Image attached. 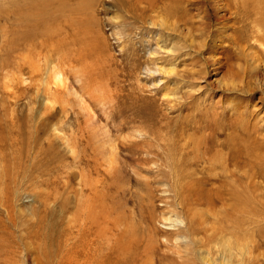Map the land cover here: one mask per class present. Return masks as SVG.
<instances>
[{"label": "rangeland", "instance_id": "rangeland-1", "mask_svg": "<svg viewBox=\"0 0 264 264\" xmlns=\"http://www.w3.org/2000/svg\"><path fill=\"white\" fill-rule=\"evenodd\" d=\"M79 1H49L51 7H57L51 13L55 17L51 26L57 27V33L53 32L46 45H43V36L38 35L32 38L33 42L21 39L14 47L10 43L14 28L12 16L2 20L0 13V264H96L103 259L101 244L99 249L92 244L83 250L82 242L78 244L74 239L75 245L72 240L69 251L66 244V233L72 230L77 234L76 227L85 222L86 210H91V215L95 216H91L92 225L87 221L82 227L87 245L96 240V229L108 238L106 247L122 240V231L126 230L134 234L132 241H136V249L131 248L130 251L141 257L138 264H169L163 255L173 256L178 263L188 261L194 264L197 257L195 249L188 252L190 254L184 251L187 243L190 244V238L183 229L187 213L179 200L177 180L185 174L184 181L187 182L194 181V178L197 182L198 177L203 180V189L214 191L216 188L225 189L227 186L224 184L227 185L226 181H230L231 176L238 177L234 172L248 169V166L241 167L245 161H241V155L239 158L234 156L235 159L230 156L227 137L231 134L238 146L239 141H246L252 149L258 141H264V122L259 124L262 113L258 101L260 93L255 91L250 96H243L235 92L238 99L233 92L227 91L225 96L224 91L211 87L209 90L208 86H202L199 91L188 90L187 84L193 80L190 74L194 72L197 77V71L203 69V53L184 49L182 58L177 60L172 52L168 55L161 52L156 44L155 28L149 23L154 13L148 1L83 0L90 5L83 6L84 10H75L80 3L76 6L74 3ZM160 1L155 0L154 5ZM195 1L206 3V0H189L182 5L192 12ZM0 2H5L2 6L0 4V8L9 7L7 0ZM194 13L189 17L196 19ZM251 17L246 20L249 25L253 22ZM239 24H236L238 28L236 25L233 27L249 32V28ZM172 35L176 34L172 32ZM73 36L86 39L72 41ZM171 40L167 39V43H172ZM256 43L264 49V44ZM153 52L165 62L155 63ZM230 52L233 51L230 49ZM191 54L195 55L193 59H190ZM171 61L175 66L174 74L169 76L158 71L159 65L168 70ZM222 61L226 63L225 58ZM174 76L184 81L178 80L174 86L173 81L177 79ZM168 88L181 98H165L163 95ZM201 89L206 95L202 92L200 96L203 97L199 99ZM246 100H251V107ZM186 105L190 108L198 105L197 108L203 112L208 111V115L217 117L207 116L213 128L205 127L203 121L192 126V116L196 112L190 114ZM229 106L241 113L248 110V128L245 124L242 129L238 125L240 123L229 119L234 114ZM234 122L237 126L233 129L238 132L231 128ZM239 134H242V139ZM248 134H255L258 139L250 144L254 136H250L249 141ZM199 136L204 143L201 144ZM261 149L263 152L264 145ZM179 151L183 152V158H188L184 162L191 166L180 165ZM262 158L254 160L253 167H249L261 187L264 185ZM233 162L237 164L233 165ZM211 165L213 167H209ZM224 165L226 168L223 169ZM231 165L234 166L232 169ZM212 168L213 171L217 169L213 172ZM258 168L262 170H256ZM258 172L260 175H256ZM189 174L193 175V180ZM261 190L264 193V186ZM196 209L197 212L202 211L198 206ZM71 212L75 215L74 224L67 221ZM190 246L195 248L192 244Z\"/></svg>", "mask_w": 264, "mask_h": 264}, {"label": "bare ground", "instance_id": "bare-ground-1", "mask_svg": "<svg viewBox=\"0 0 264 264\" xmlns=\"http://www.w3.org/2000/svg\"><path fill=\"white\" fill-rule=\"evenodd\" d=\"M7 1H8L9 7H1L0 13L2 15L1 16L2 20L4 17H9V16L11 17L12 16L11 21L13 23L14 28L11 31V33L13 34V37L11 38L10 43H12V45L14 47H15V45H16L15 43L17 41H19L21 39L27 40V41H32V38L33 37L36 38L38 35L44 37V38L42 37V39L44 41L43 45H46L48 40H51V37H52L51 35H53V32H54V34L57 33V27L56 26L52 27L53 25L51 24V22L55 21L54 20L55 17L52 16L51 13H53L57 9V7H56V9L54 7H51L50 6L51 3L49 2L50 0H7ZM80 1L77 3H74L75 6L78 5V3H80V5L78 7L76 6V8H74L75 10L82 9L83 6L86 8L88 5H90L87 2H84L83 0H80ZM136 1L141 3L142 1H145V0H136ZM146 1H148L149 3L152 4V5H150L151 6L150 10L152 13H154V16L152 17L153 19L149 21V23L152 27L155 28L156 44H157V47L161 50V52H165L167 55L173 53L175 55L174 57H176L177 60L179 57L182 58V55L184 54L183 53L184 49H187V50L191 49L193 51H197V52L200 51L201 53H203V60H204V64H202L203 69L197 71V77H196V74H195V76L193 75L194 72H193V74H190L191 75L190 77L193 80H189L190 85L187 84V89L191 90V91L192 90L193 91H199L202 86H208V88L211 87V88L219 90L221 92L224 91V94L227 91L233 92L234 96H237V95H235V92H237L238 94L239 93L244 94L243 96H250L251 94H253L256 91V92L260 93V96H258V101L260 104L259 107L262 109V113L259 116V124L261 122H264V49H261L260 47H258L257 43H256V42H259V44L260 43L264 44V0H206V1H204L206 3H202V4L195 1L194 4L191 2L193 4V8H194V11H192V12L190 11L191 13L188 12V10L185 7H183V5H182L183 2H185V1L188 2L189 0H161V1L159 0L160 2H157L156 6L154 5L155 0H146ZM3 3H5V2H3ZM3 3L1 4V2H0L1 6L3 5ZM158 3H159V5H157ZM82 10H84V9H82ZM193 12H195L194 16L196 19H194V17H192V16L189 17ZM78 14H79V12H78ZM252 15L255 17L252 18L251 17ZM248 17H251L253 19V22H250V23H252L251 25H249V23H246V20ZM239 23H242V27L244 26L245 29L249 28V32H244V30H236L238 28L236 24H239ZM80 24H81V22H80ZM234 25H236L237 28L233 27ZM50 26H51V28H50ZM37 28H40V31H38L39 29L37 30ZM83 28H84V26H83ZM240 28L241 27L239 26V29ZM50 30H52V31H50ZM170 31H172L176 35H172V32L170 33ZM89 32H88V34H89ZM247 33H249V34H247ZM71 35H74V32H72ZM85 36H87V35H85ZM85 39H86V37H83V36H81L79 39H77L73 36L72 41H77V40L85 41ZM167 39H169V42H170V39H172L173 40V41L171 40L172 43L168 44ZM177 41L178 42L180 41V43L176 44ZM262 48H264V46ZM230 49L233 52H230ZM169 52H172V53H169ZM29 54L31 55V51L29 52ZM156 55H157L156 53H154V52L152 53L153 61L155 63L162 64V62L164 61L163 58L162 57L157 58ZM66 56H67V54H66ZM193 57H195V55L193 56V54H191L190 59H193ZM171 58H173V57L171 56ZM224 58H225L226 63H224L222 61ZM228 58L230 59V62L227 63ZM158 60H160V62ZM30 61H31V59H30ZM192 61L195 62V60H192ZM170 65L171 66L168 67V70L166 68H163L162 65H159L158 71H160L162 73L165 72L170 76L171 73L174 74V67H175L174 64L172 63V61H171ZM187 65H189V63ZM47 66H49L48 63H47ZM193 66L196 67V65H192V67ZM180 70H181V67H180ZM221 73H222V75H220ZM175 75H177V74L175 73ZM220 76H222V78H220ZM181 77L184 78L183 75ZM223 77H227V78L224 79ZM172 78H170V80ZM183 78H181V79H183ZM198 78H200V80H201L200 82H202L203 84H200V82L197 83L198 80L195 81ZM181 79L179 80V78L177 77V79H175L173 81L174 86H175L176 82H178V80H179V82L182 81ZM183 81H184V79H183ZM46 83L47 82L45 80L44 86ZM178 87H179V85H178ZM211 88H209V90ZM174 89H175V87L173 88V90ZM179 89H182V88H179ZM175 90L177 92L178 89H175ZM205 90H208V89L205 88ZM176 92H174V91L171 92V90L168 88L163 96H165V98H167V99L172 98V100H177V97H180V96ZM202 92L203 91L201 89V91L199 92V95H198L199 99H200V97H203V96H200V94H202ZM233 93L231 94V96L233 95ZM189 94H190V91H189ZM203 94H204V92H203ZM205 95L206 94H204V96ZM186 96H188V95H186ZM225 96H226V94H225ZM227 96H228L227 98H229V94ZM209 97H210V95H209ZM238 97L239 96H237V98ZM45 98H46V96L44 97V99ZM211 98H213V97L211 96ZM203 101H205V100H203ZM246 101H249V106L251 107L253 104L251 102V100H246ZM187 104H189V103H187ZM201 105H202V103H201ZM201 105L199 104V106H201ZM214 105H215V103H214ZM197 106L196 107L193 106V108L192 107L190 108L189 105H186V108L189 109V113L190 112H196L195 116L191 115L192 116V120H191L192 126L194 125V127H195V125H197L200 121H203V122H205V127L207 126L208 128L209 127L213 128L212 123L208 122L209 119L207 116H210V117H212V116L208 115L209 113L207 114L208 111L207 112L205 111V110H207V108L206 109L204 108L205 112H203V110H200L199 107H198L199 108L198 109ZM204 106H206V105H204ZM242 108H244V107H242ZM257 109H259V108H257ZM229 110H231L234 114H233V116H231L232 118H229V117H227V118H229L232 122H233L232 119H234V121L236 120L237 124L238 123L241 124V125L240 124H238V125L240 128L242 127V129L245 126V124H247V128L249 127V122L247 120L248 119L247 117H249L248 116V114H249L248 110H244V113L237 111L234 107H230ZM235 111H236V113H235ZM213 118H214V115H213L212 119ZM216 118H214V119H216ZM225 120H227V119L225 118ZM230 120H229V122H230ZM220 121H221V119H220ZM236 123L232 124V127H231V124H229V123H226V124H229V126L233 129L235 126H237ZM188 124H190V123H188ZM199 124H201V122ZM202 124H204V123H202ZM250 126H252V125H250ZM253 127H255L257 129L256 125H253ZM215 128H216V130L219 129L218 127H215ZM227 128H228V126H227ZM181 129H183V128H181ZM189 129H191V128H189ZM203 130H204V128H203ZM210 130H212V129H210ZM220 130H222V129H220ZM233 130L237 131L236 129H233ZM229 131H230V129H229ZM242 131H244V130H242ZM257 131H260V130L258 129ZM206 132H207V130H206ZM185 133H186V131H185ZM214 133L216 134V132H214ZM214 133H213V135H214ZM219 133L221 134L222 132H219ZM224 134H226V133H222V135H224ZM234 134H235V132H234ZM252 134L250 135L251 137L249 136V134L247 135L248 136L247 139H249V137L253 138L252 136H254V138H253V140H251L250 144H252V142L255 140V138H257L255 136L258 135V134H256V135L255 134L252 135ZM259 134H260V132H259ZM207 135H209V134H207ZM239 135H240L239 137L241 138L242 134H239ZM228 136H229V134H228ZM263 136H264V133H263ZM189 137H190V135H189ZM201 137H200V140H201ZM210 137H211V135H210ZM236 137H238V136H236ZM187 138H188V136H187ZM190 138L193 139V136H191ZM207 138H209V137H207ZM214 138H215V135H214V137H212L213 141H214ZM197 139H198V137H197ZM210 139H208V140H210ZM237 139H239V138H237ZM241 139H239V140H241ZM259 139L262 140V138H259ZM227 140H228V143L230 145V146L228 145L230 147V151L229 150L228 151L232 153V155L230 154V156H232L235 159L236 157H234V156H238L237 158H239V155H241L244 158V159L242 158L241 161L245 160V161H243L244 164H241V167H247L248 166V169H243V171H242L241 169L236 168V169H239L240 172H234V170H233L234 173L238 174V177L234 176L233 175L234 173H231V175H233L234 177L231 176L232 178H230V181H226V178H225L224 181L227 182V185L224 184V186H227V187H225V189H223L224 188L223 187L222 189L216 188L214 191H211V189L207 191L201 187V182L203 180L200 179L201 180L200 181L198 177H197L198 180H196L197 182H195L196 178H194V181H191V182L184 181L185 177H187L186 174L183 176H180L182 179L178 178V180H177L178 191L181 195L179 200H180V203L184 204L182 206L186 207V213H187V215H185V217H186L185 228H183V229L187 232V235L190 238V244H189V242L187 243L184 251L186 253H188V252H193L192 250L195 249L194 252L196 253L197 257H195V259L193 260L194 264H264V193L261 190V188L264 185H262V187H261L249 171V167L252 166V162L254 160H258V158L263 157L264 151L262 152L261 146L264 145V141L263 142L258 141L257 142L258 144L255 145V149H252L246 143V141L241 140L238 142L239 146L236 145L237 141L234 140V137L231 134L229 137H227ZM185 141L186 140L184 139V142ZM192 141L194 142V140H192ZM249 141H250V139H249ZM249 141H247V142L249 143ZM204 142L205 141L202 142V140H201V144ZM225 142H227V141H225ZM195 143L199 144L198 142H196V140H195ZM217 143L219 145V141H217ZM185 144H186V142H185ZM189 144H190V142H189ZM178 145H180V144L178 143ZM183 145H184V143L182 144L181 147H183ZM221 145L222 144H220V146ZM195 148L197 150V147H194L193 149L195 150ZM223 148H225V147H223ZM67 149H68V147H67ZM212 149H213V147H212ZM188 150H190L192 152L191 149H188ZM220 150H222V149H220ZM181 152L182 151H179V154ZM220 152L222 154V151H220ZM182 153L180 154V156L182 155ZM197 153H198V151H197ZM227 153L228 152L226 151V154ZM71 154L73 155L72 152H71ZM218 154H220V153H218ZM218 154H217V156H219ZM183 155H185V154H183ZM196 155H199V154H196ZM205 155H207V154H205ZM210 157L212 158V156H210ZM77 158H79V157H77ZM181 158H182V162L180 165L183 167H186V164H189V162L185 163L188 161L187 160L188 158L185 159V157L183 158L182 156H181ZM213 158H215V157L213 156ZM225 158H227V157H225ZM184 160H187V161L184 162ZM221 160H219V162ZM210 161L208 160V162H210ZM225 162H223V163H225ZM257 162H259V161H257ZM232 164L236 165L237 162L236 163L233 162ZM253 164H255V163H253ZM208 165H210V164H208ZM233 165H231L232 166V167H230L231 169L234 167ZM209 167H213V166L211 165ZM214 167H215V165H214ZM220 167H222V166H220ZM220 167H218V168H220ZM192 168H194V167L192 166ZM224 168H226L225 165H224L223 169ZM255 168L256 167L251 168V170H254ZM215 169H217V168H214V171H215ZM259 169L260 168H258L256 170H259ZM260 170H262V169H260ZM208 171H209V169H208ZM212 171H213V168H212ZM219 171H220V169L218 170V172ZM230 172H231V170H230ZM67 174H69V173H67ZM226 174H227V171H226ZM258 174L260 175L259 172L256 175H258ZM212 175H217V174L212 173ZM219 175H221V174L219 173ZM257 177L258 176H256V178ZM188 178H189V176H188ZM190 178L193 180V175L192 176L190 175ZM217 178H218V175H217ZM228 178H229V176H228ZM228 178H227V180H228ZM219 180L220 179H218V181ZM199 181H200V183H199ZM78 182H81V181H78ZM219 182H221V181H219ZM205 183H207V181ZM99 184H100V182H99ZM212 184H214V183H212ZM85 185H87V184H85ZM220 186L222 187V184H220ZM95 188L97 189V187H95ZM95 188H93V189H95ZM107 188H108V186H107ZM75 193H77V192H75ZM80 194H82V193H80ZM180 206H181V204H180ZM196 206H198V208L202 211L197 212L198 210L196 209ZM101 207H102V205H101ZM87 208H88V205H87ZM90 211L86 210V213H84L85 216L83 217V220L85 222H82V224H79L80 221L79 220L77 221L79 224L76 227L77 234H74L73 233L74 231L72 232V230H70V231H68V233H66V244L68 245V251L70 250L69 247L72 243V240L74 243L75 242L74 239H75L79 242L78 244H81V242H82L81 245H82L83 250L86 249V247H88V248L92 247L91 246L92 244H95V247H97V249L100 248V244L102 245V252H101L102 254L101 255H102L103 259H99V261L96 262V264H138V261L141 260V257H139L135 251H130L131 248L136 249V241H132V237L134 236V234L132 235L126 230L122 231V233H124L122 240H117L115 242V244L112 243V246L106 247L105 244L108 241V238L106 236L105 237L103 236L100 229H96V235L95 236H97V237H94V239H96L97 241L96 240L93 242L91 241V243L87 245L86 235L83 234L82 227H84L86 225L87 221H89L88 223H90V225L93 224L92 218L95 216L91 215ZM91 216H92V218H91ZM107 216H105V217H107ZM150 218H151V216H150ZM67 221H68V224H71V223L74 224V222L76 221L75 215L72 212H71V216L68 215ZM91 235H92V233H91ZM146 240H149V239H146ZM152 240H153V238H152ZM191 244H192V247H195V248H190ZM74 245H75V243H74ZM76 246L78 247L79 245H76ZM138 247H139V245H138ZM142 248H143V246H142ZM144 248H146V247H144ZM144 251H146V250H144ZM188 254H190V253H188ZM192 254L195 255L194 253H192ZM163 256H164V258L169 260V264H182V263H178L175 260H173V256H165V255H163ZM160 261H161V258H160ZM184 263L185 264H192L191 262H188V261H185Z\"/></svg>", "mask_w": 264, "mask_h": 264}]
</instances>
